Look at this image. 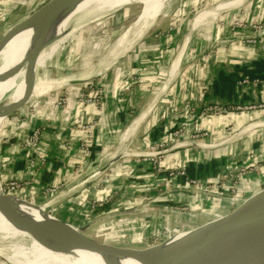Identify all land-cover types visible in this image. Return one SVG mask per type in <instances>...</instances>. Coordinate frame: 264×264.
<instances>
[{
	"label": "crops",
	"instance_id": "obj_1",
	"mask_svg": "<svg viewBox=\"0 0 264 264\" xmlns=\"http://www.w3.org/2000/svg\"><path fill=\"white\" fill-rule=\"evenodd\" d=\"M46 1L0 0V37ZM224 1L178 0L171 8L167 3L147 32L129 48H120L115 63L96 73L100 107L81 102L77 93L84 82L72 83L67 87L68 114L42 105L33 114L20 107L5 117L0 124V180L17 182L25 197L38 200L46 199L44 189L57 187L45 195L48 209L111 247H144L231 214L230 184L205 193L207 186L221 183L224 173L256 164L257 170L239 178L235 195H264V110L203 115L208 104L264 102V32L253 27L264 25V0H240L217 9ZM78 120L93 123L91 143ZM181 126L177 140L182 146L164 152L159 167L135 156V151L168 145ZM34 127L41 129L39 141L26 147L22 142ZM195 131L207 133V146L190 138ZM104 173L107 179L101 182ZM191 178L196 185L189 183ZM262 197L253 198V206ZM244 201L242 207L247 206Z\"/></svg>",
	"mask_w": 264,
	"mask_h": 264
},
{
	"label": "bare ground",
	"instance_id": "obj_2",
	"mask_svg": "<svg viewBox=\"0 0 264 264\" xmlns=\"http://www.w3.org/2000/svg\"><path fill=\"white\" fill-rule=\"evenodd\" d=\"M135 1L76 0L77 5L57 10L53 12L54 14L52 13L53 15H35L10 30L0 47V122L4 120L3 117L8 109L25 97L28 89L31 90L32 95H38L44 92L46 87L51 86L36 77V71L45 66L46 62L59 50L62 42L69 37L73 30H68L69 25L78 26L87 20L100 18L119 8L129 6ZM238 1L240 0L224 1L217 5V9L231 7ZM167 2L168 0H148L147 9L140 13L129 29L119 37L112 48V53H117L122 47L129 48L151 27L155 19L163 12ZM25 28L27 30L23 32L22 30ZM32 28L34 30L29 34ZM12 38L13 42L10 43ZM51 39L56 40L41 50L37 58L31 62L30 59L39 46ZM27 65L28 71H26ZM246 201L247 206L242 208L244 211L254 202L250 197ZM26 204L31 207H44L45 212L50 214L46 204L38 206ZM241 207L235 211L236 216L242 211ZM53 217L58 222L40 219L43 217L35 209H18L16 203L9 196L2 195L0 197V256L10 264L163 263L158 258L165 253L164 251L142 252L105 244L103 246L98 242L96 243L97 247H93L91 243L81 242L74 236L76 234L74 227L55 216ZM188 233L190 235L191 232L188 231ZM217 264H264V229L255 234L242 248Z\"/></svg>",
	"mask_w": 264,
	"mask_h": 264
},
{
	"label": "rangeland",
	"instance_id": "obj_3",
	"mask_svg": "<svg viewBox=\"0 0 264 264\" xmlns=\"http://www.w3.org/2000/svg\"><path fill=\"white\" fill-rule=\"evenodd\" d=\"M177 1L178 0H168L167 3L171 8L173 7L172 3L176 4ZM147 3H148V0H136L133 4L119 8L110 13H107L106 15L100 18L93 19V20H87L78 26H74V24L69 25L68 30L73 29L69 37L62 42L59 50L55 54H53V56L46 62L45 66L36 71V77L41 78L43 81L47 82L48 84H52L53 85L52 88L50 90L49 89L45 90L44 92L38 95H32L30 99L21 107L22 108L27 107L30 114H33L34 111H32L31 108L38 109L44 100H47L48 102H50L49 101L51 100L50 97L57 90L59 91L64 90L68 87L69 84L64 83L67 80H72V79L81 80L82 79V80H85L84 84H93L96 86L97 83L94 80L95 78H98V75H96V73L107 69L113 63H115L118 54L112 53L113 46L115 45L119 37L123 35L129 29V27L135 21L137 16L140 13H142L145 9H147V6H148ZM73 5H77L76 1L67 6L59 7L60 9L57 8L54 11L46 15H51L53 12L57 10L59 11L63 8L70 7ZM205 13L206 12L198 15L195 22L201 19V17ZM35 27L33 28L35 29ZM33 28L29 31V34L34 30ZM26 30L27 29L25 28L22 31L24 32ZM13 38L10 40V43L13 42ZM49 65L53 67H52V70L49 71V74H47L48 77H46V74H45L47 71L46 67H49ZM41 75L42 76L44 75V76L42 77ZM62 77L64 78L62 79ZM98 90L101 91L99 87H98ZM37 103H39L38 104L39 106H37ZM48 105L49 104H47V106ZM245 176L246 175H243L242 177H245ZM248 196L249 195H247L243 199L244 200L247 199ZM262 196L263 194L261 195L253 194L252 195L253 198H257V199ZM0 197H2V195ZM44 197L46 199H39V200L34 197H27V200L31 201V203H34L32 205L38 206L37 204L45 203L48 200L45 195ZM244 200L240 202H238L239 201L238 200L236 204H235V201H231L232 203H234L233 205H235L231 214L234 213L241 206V204H244ZM253 204L254 202L251 203L250 206L247 207V209L251 208ZM16 206L18 207V209L37 210L39 214L43 217L40 219H49V220L57 221V219H55L51 214H48L45 212L44 207H31L28 204L21 202V201L16 202ZM242 208L243 207H241V209ZM244 212H245L244 209H242V211L238 213L236 217H238ZM59 223L61 222L59 221ZM189 232H192V230H189ZM188 235H189L188 231H178L173 234H170L169 238L168 236H165L163 238H156V239H153L149 245L144 246V247L148 246L147 248L140 250V251L142 252H148V251L149 252H152V251L166 252L168 249H170L172 246H174L175 244H177L178 242L186 238ZM165 239L167 240L164 241ZM157 243H160V244H157ZM144 247H140V248H144ZM121 249H127V248L122 247ZM0 264H10V263L7 262L6 259L0 256Z\"/></svg>",
	"mask_w": 264,
	"mask_h": 264
},
{
	"label": "water",
	"instance_id": "obj_4",
	"mask_svg": "<svg viewBox=\"0 0 264 264\" xmlns=\"http://www.w3.org/2000/svg\"><path fill=\"white\" fill-rule=\"evenodd\" d=\"M74 1L76 0H47L40 7L31 12L25 19L27 20L35 15L44 16L54 11L55 9L65 5H69ZM9 33L10 30L0 37V47L2 46L4 40L7 38ZM56 39H51L42 43L37 49V51L32 55L30 61H34L37 58L39 52ZM26 71H28V65L26 67ZM84 81L85 80L72 79L67 80L64 83L72 84L82 83ZM31 96V90L28 89L25 97H23V99L12 105L5 113L3 118L7 117L9 114L23 106L30 99ZM109 164L99 168L96 171V174L105 170ZM0 192L3 196H17L27 200V197H25L19 190L10 186L8 183L2 182L1 180ZM249 194L250 193H248L247 195ZM247 195L242 196L241 199H243ZM43 204L47 205V203H42L41 205ZM48 211L64 223H67L68 225L74 227L76 230V234L74 236L79 239V241L91 243L93 247H97V240L86 235L85 227H76L66 222L62 218L58 217L49 209ZM235 214L236 213L234 212L231 215H227L217 220L216 218L220 216L218 215L212 220H209L201 225L186 230H192L190 235H188L185 239L172 246L158 259L163 262L162 264H217L220 261L224 260L231 254L242 248L255 234L264 229V195L254 206L247 209L238 217H236ZM169 237L170 235L168 236V238ZM167 239H165L164 241H166ZM111 245L136 251H140L148 247L147 246L144 248H132L114 244ZM103 246L105 245L103 244Z\"/></svg>",
	"mask_w": 264,
	"mask_h": 264
},
{
	"label": "built area",
	"instance_id": "obj_5",
	"mask_svg": "<svg viewBox=\"0 0 264 264\" xmlns=\"http://www.w3.org/2000/svg\"><path fill=\"white\" fill-rule=\"evenodd\" d=\"M236 23L239 25H242V23H239V22H236ZM253 27L255 28V30H259V31L264 32V25L263 24H254ZM69 97H70V92H69L68 88H66L64 90H60V91L57 90L50 97V99H51V100H49L50 102H48L47 100H44L40 106L38 105L39 103H37V106L41 107L42 105L47 106V104H49L51 106L52 110L61 109L62 111H64V113L68 114L66 105H67V102L69 101ZM77 98L81 102H83L85 105H94L97 107L101 106L102 100H103L101 92H99V90H98V87L93 85V84L82 85L81 89L77 93ZM35 106H36V104H35ZM250 109H263L264 110V102L257 103V104L235 105L233 107L220 106L217 104H208L203 109V115L227 114L231 110L235 111L237 113H240L243 110H250ZM31 110L36 111V108H31ZM77 126L81 129H83L87 133L88 142L91 143V141L93 140V136H92L93 123L92 122L86 123V122H83L81 120H78ZM183 129H184V127L181 126L179 129H177L174 132V135L176 138L173 141H171L168 145L159 144V145H154L150 149L145 150V151H135L136 152L135 156L147 157L148 159H151L152 161H154L155 165H157V167H159L160 166V160H161V157H162L164 152L170 151L174 148H178V147L182 146V141L177 140V138L180 136V133L183 132ZM40 133H41V129L39 127H34L32 132L28 136V138L25 139L22 142V144L26 147L36 146L38 141H39V138H40ZM206 134L207 133H205V132L195 131L194 133H192L190 138L192 140H194L197 144L207 146L208 144L203 142V137ZM81 148L83 150V155L87 156L89 153V150H88L89 146L87 144L86 145L84 144V146H82ZM123 153H125L127 155H131V153L127 152L126 150H124ZM253 170H257L256 164L243 167L242 169L236 171V173L235 172L224 173L220 176L221 183H213L210 186H207L205 189V193L209 194V192H211L212 190L219 191L218 189L221 186V184L226 182V183L230 184L231 189L233 191L232 195H230L228 197V199L231 201H235V203H236L242 197L239 195H235V190L237 188L239 178L242 177L243 175H247L249 172H251ZM169 173L172 174L173 172L171 171ZM178 173L184 174L185 172L183 169H179ZM106 179H107V173H104L102 175V177L100 178V181L105 182ZM188 181L192 185L197 184V181L195 178H191ZM8 184L10 186L16 188V189H18L20 186L17 182L8 183ZM196 189H197V187H196ZM56 190H57V187H47L46 189H44L43 193H44V195H49L50 193H53ZM181 209L187 210V207H181Z\"/></svg>",
	"mask_w": 264,
	"mask_h": 264
}]
</instances>
